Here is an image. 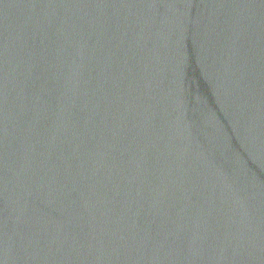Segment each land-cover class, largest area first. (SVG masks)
<instances>
[{"label":"water","instance_id":"95a60500","mask_svg":"<svg viewBox=\"0 0 264 264\" xmlns=\"http://www.w3.org/2000/svg\"><path fill=\"white\" fill-rule=\"evenodd\" d=\"M0 264H264V0H0Z\"/></svg>","mask_w":264,"mask_h":264}]
</instances>
